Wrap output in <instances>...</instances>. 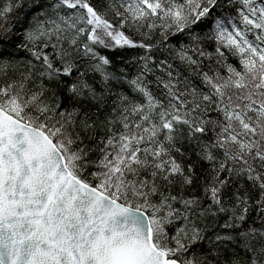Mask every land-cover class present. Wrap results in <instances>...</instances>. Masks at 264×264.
<instances>
[{
	"label": "snow or ice",
	"instance_id": "6c2138e0",
	"mask_svg": "<svg viewBox=\"0 0 264 264\" xmlns=\"http://www.w3.org/2000/svg\"><path fill=\"white\" fill-rule=\"evenodd\" d=\"M0 264H264V0H0Z\"/></svg>",
	"mask_w": 264,
	"mask_h": 264
}]
</instances>
